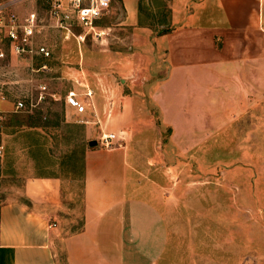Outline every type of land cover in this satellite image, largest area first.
<instances>
[{"label":"crops","instance_id":"0c3cea01","mask_svg":"<svg viewBox=\"0 0 264 264\" xmlns=\"http://www.w3.org/2000/svg\"><path fill=\"white\" fill-rule=\"evenodd\" d=\"M113 2L125 13L120 23L137 24L138 0ZM169 22L168 30L153 37L147 33L148 42L143 41L151 48L155 44L153 63L165 71L157 75L149 102L168 130L166 151L184 154L210 146L247 116L260 122L264 0H179ZM110 52L118 69H129L120 51ZM86 87L90 95L76 85L70 89L85 110L66 104L64 111L66 119L85 120L74 122L88 137L81 171L72 177L29 175L12 185L13 197L0 202V264H158L166 252L165 200L153 175L164 154L138 129L144 123L150 130L153 124L138 119L134 89L120 93L115 88L118 93L106 95ZM13 110L10 99H0V118ZM263 129L260 125L256 132ZM108 132L116 139L105 148L98 137ZM144 143L150 146L139 147Z\"/></svg>","mask_w":264,"mask_h":264},{"label":"rangeland","instance_id":"374dc122","mask_svg":"<svg viewBox=\"0 0 264 264\" xmlns=\"http://www.w3.org/2000/svg\"><path fill=\"white\" fill-rule=\"evenodd\" d=\"M178 2L138 0V22L133 26L120 23L125 13L113 2L96 22L104 34L99 38L88 34L78 43L73 36L65 37L63 29L49 25L46 0H0L19 15L34 10L42 19L37 41L48 43L52 51L47 59L8 55L0 61L3 78L8 80L4 86L8 99L14 103L23 94L27 104H35L31 111L13 110L0 118V202L11 199L12 185H20L29 175L80 173L81 153L89 144L74 124L85 120L64 115L73 85L87 95L91 91L86 85L106 95L115 94V88L120 93L132 88L138 119L153 124L150 130L144 123L138 129L153 137L157 151L160 146L164 154L153 169L160 181L159 194L164 196L161 209L168 227L166 252L158 264H264V129L256 132L264 126V118L257 122L247 116L215 137L210 146L177 154L166 151L168 130L160 126L149 102L157 75L165 71L153 63L155 44L151 48L143 41L148 42L147 33L153 37L171 27L172 8ZM73 31L80 29L74 26ZM130 34L133 39H128ZM116 50L122 53L123 63L131 64L128 70L117 68L119 61L110 52ZM39 85L46 89L36 102ZM33 125L42 127L30 128Z\"/></svg>","mask_w":264,"mask_h":264},{"label":"built area","instance_id":"2783aa9c","mask_svg":"<svg viewBox=\"0 0 264 264\" xmlns=\"http://www.w3.org/2000/svg\"><path fill=\"white\" fill-rule=\"evenodd\" d=\"M113 0H46L48 3L47 14L50 26L63 29L65 37L73 36L78 43L83 41L86 35L91 38H99L104 30L98 28L97 20L104 15L111 7ZM42 19L33 11H28L21 16L11 10L9 4H0V60L5 61L8 55L22 56L29 55L31 58L51 57V50L46 43L37 41ZM80 29V32L73 31V27ZM7 47V48H6ZM9 53V54H8ZM40 68H46L42 64ZM39 68V69H40ZM1 69V66H0ZM37 70V69H36ZM4 73L0 70V99L8 98L4 86L8 80L3 78ZM38 93L35 96L36 102L44 97L46 86L39 85ZM67 102L77 112L85 110L84 105L78 100L74 91L67 93ZM35 106L32 102L27 104L26 96L18 95L14 101V110L31 111ZM116 134L113 132L101 133L98 137V144L109 148L113 145ZM2 146H0V154Z\"/></svg>","mask_w":264,"mask_h":264},{"label":"water","instance_id":"95a60500","mask_svg":"<svg viewBox=\"0 0 264 264\" xmlns=\"http://www.w3.org/2000/svg\"><path fill=\"white\" fill-rule=\"evenodd\" d=\"M91 145H94V144H96V141L95 140H92V141H90L89 142Z\"/></svg>","mask_w":264,"mask_h":264}]
</instances>
